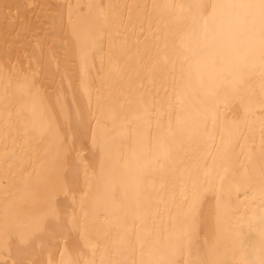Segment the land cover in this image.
Wrapping results in <instances>:
<instances>
[{"label": "bare ground", "instance_id": "6f19581e", "mask_svg": "<svg viewBox=\"0 0 264 264\" xmlns=\"http://www.w3.org/2000/svg\"><path fill=\"white\" fill-rule=\"evenodd\" d=\"M258 3L0 0V264L264 259Z\"/></svg>", "mask_w": 264, "mask_h": 264}, {"label": "snow or ice", "instance_id": "6c2138e0", "mask_svg": "<svg viewBox=\"0 0 264 264\" xmlns=\"http://www.w3.org/2000/svg\"><path fill=\"white\" fill-rule=\"evenodd\" d=\"M255 6L259 9L261 15L264 16V0H259V3ZM241 7H243V5H241ZM262 44H264V39H262ZM249 264H257V261L251 260L249 261ZM259 264H264V259H261Z\"/></svg>", "mask_w": 264, "mask_h": 264}]
</instances>
